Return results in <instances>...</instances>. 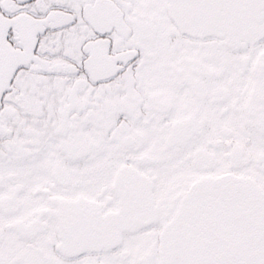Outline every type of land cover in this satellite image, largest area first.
Returning <instances> with one entry per match:
<instances>
[{"label":"flooded vegetation","instance_id":"obj_1","mask_svg":"<svg viewBox=\"0 0 264 264\" xmlns=\"http://www.w3.org/2000/svg\"><path fill=\"white\" fill-rule=\"evenodd\" d=\"M206 3L217 33L169 0H0V264H158L193 184L264 191V17Z\"/></svg>","mask_w":264,"mask_h":264},{"label":"water","instance_id":"obj_2","mask_svg":"<svg viewBox=\"0 0 264 264\" xmlns=\"http://www.w3.org/2000/svg\"><path fill=\"white\" fill-rule=\"evenodd\" d=\"M206 4L169 0V12L186 32L217 33L234 12ZM243 4L239 29L252 33L264 17V0ZM158 264H264V191L224 176L193 184L160 232Z\"/></svg>","mask_w":264,"mask_h":264}]
</instances>
